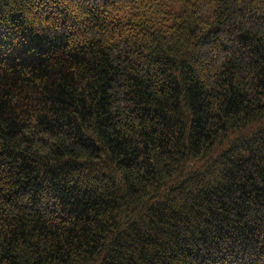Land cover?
Returning a JSON list of instances; mask_svg holds the SVG:
<instances>
[{
  "label": "trees",
  "instance_id": "1",
  "mask_svg": "<svg viewBox=\"0 0 264 264\" xmlns=\"http://www.w3.org/2000/svg\"><path fill=\"white\" fill-rule=\"evenodd\" d=\"M0 264H264V0H0Z\"/></svg>",
  "mask_w": 264,
  "mask_h": 264
}]
</instances>
